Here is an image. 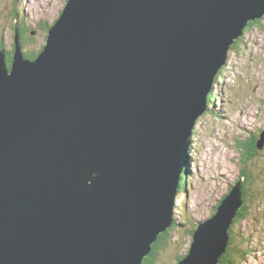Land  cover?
I'll use <instances>...</instances> for the list:
<instances>
[{
	"label": "water",
	"instance_id": "obj_1",
	"mask_svg": "<svg viewBox=\"0 0 264 264\" xmlns=\"http://www.w3.org/2000/svg\"><path fill=\"white\" fill-rule=\"evenodd\" d=\"M264 0H67L27 58L0 49V264H143L192 136ZM259 142L264 143V132ZM241 181L177 264H218Z\"/></svg>",
	"mask_w": 264,
	"mask_h": 264
},
{
	"label": "rangeland",
	"instance_id": "obj_2",
	"mask_svg": "<svg viewBox=\"0 0 264 264\" xmlns=\"http://www.w3.org/2000/svg\"><path fill=\"white\" fill-rule=\"evenodd\" d=\"M66 3L0 0V41L8 50L15 49L16 22L32 31L23 42V51L41 49L48 36L46 26L55 23ZM236 41L217 76L211 105L196 124L186 190L176 198V226L157 254L158 264H177L178 257L188 253L193 240L191 230L216 213L219 200L236 183L246 139L264 132V16L250 21ZM259 157L264 165V149ZM251 169L259 171L261 164ZM250 192L246 216L232 225V238L243 248L238 264H264V175Z\"/></svg>",
	"mask_w": 264,
	"mask_h": 264
},
{
	"label": "trees",
	"instance_id": "obj_3",
	"mask_svg": "<svg viewBox=\"0 0 264 264\" xmlns=\"http://www.w3.org/2000/svg\"><path fill=\"white\" fill-rule=\"evenodd\" d=\"M16 12H17V15H19L18 11H16ZM16 19H18V17ZM20 25H21V27H20V38H21L22 46H24L23 42H25L26 39H29L31 37L32 31L30 29H27L21 23H20ZM49 28H50V26L47 25L46 29L49 30ZM43 47H44V45L39 50H31V49L25 50L24 54L27 58L35 59L38 56V54L40 53V51L43 49ZM3 48H5L6 52H7V63L9 66H11L12 62H13V55H14L15 49L8 50L7 47L4 46L3 41H0V49H3ZM220 72H221V70H220ZM211 100H212V94L209 95V101H211ZM260 136H261V133L260 134L256 133L253 137L247 138L246 142L244 144L245 155H244V158L241 159V163H242L241 172H239L238 179L236 182H238V181L242 182L245 203L238 210L237 216L235 217L233 224L236 223V221L241 220V218H243V216H246L244 211L248 207L247 205H248V200H249V194L251 195L250 189L253 187L254 184H256L259 181H262V179H263L264 165L261 162L262 159H260L259 154H260L261 150L264 149V143L259 142ZM189 161H190V157L188 158V161H187L186 166H185V170H184L183 175H182L180 191L186 190V185H187L186 180H187V172L189 170ZM256 164H261V169L259 171L251 169V166L256 165ZM230 190H231V188H230ZM221 200H219L217 206L220 204ZM175 226H176V221L174 219L173 224L165 232H163L159 235L158 240L152 246L151 253L144 258L143 264H158V262H156L157 261V254L160 252L162 246L165 245L169 241L170 233ZM194 230H195V228H193L191 230V234L194 233ZM229 233H230L229 245L227 247V251L221 256L219 263L238 264L237 259H238V256H241L243 248L234 242V240L232 238V226L230 228ZM182 257H183V255L179 256L178 260H180Z\"/></svg>",
	"mask_w": 264,
	"mask_h": 264
},
{
	"label": "bare ground",
	"instance_id": "obj_4",
	"mask_svg": "<svg viewBox=\"0 0 264 264\" xmlns=\"http://www.w3.org/2000/svg\"><path fill=\"white\" fill-rule=\"evenodd\" d=\"M64 9V8H63ZM186 163H187V160H186V162H185V165H184V169H183V171L185 170V166H186ZM188 173V172H187ZM182 174H183V172H182ZM164 236V235H163Z\"/></svg>",
	"mask_w": 264,
	"mask_h": 264
},
{
	"label": "flooded vegetation",
	"instance_id": "obj_5",
	"mask_svg": "<svg viewBox=\"0 0 264 264\" xmlns=\"http://www.w3.org/2000/svg\"><path fill=\"white\" fill-rule=\"evenodd\" d=\"M237 42V41H236ZM235 45V44H234ZM234 45L232 47H234ZM217 82V81H216ZM216 84V83H215ZM215 89V88H214Z\"/></svg>",
	"mask_w": 264,
	"mask_h": 264
}]
</instances>
